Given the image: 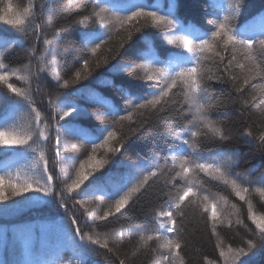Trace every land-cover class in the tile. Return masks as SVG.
Instances as JSON below:
<instances>
[{"label":"snow or ice","instance_id":"1","mask_svg":"<svg viewBox=\"0 0 264 264\" xmlns=\"http://www.w3.org/2000/svg\"><path fill=\"white\" fill-rule=\"evenodd\" d=\"M71 2L72 0H69V3ZM4 4V7H0V22L9 25L17 35L5 38L0 34V128L18 123L21 126L19 132L15 128L11 131H0V152L10 155L9 150L25 148L33 155L28 165L29 175L20 180V172L17 170V181L9 182L7 190L0 187V205H3L0 212L11 207L6 203L10 197H25L23 203L32 204L34 200L29 193L39 194L37 201L42 195L47 199L41 202L57 204L65 213L69 211L67 201L72 200L73 211L67 216V222L64 217L58 221L62 246L57 250V255L62 256L64 249H70L77 255L94 253L97 249L114 253L109 241L113 244L122 242L125 229L110 232H103L100 229L113 222L110 218L115 217L118 220L117 214L123 215V210L130 203H135L140 196L147 195L148 189L166 174L167 179L159 189L149 223L127 230L138 235V247L148 248L151 242L156 241L160 264H183L181 239L185 220L188 218L187 210L194 209L201 212L213 236L219 235L218 229L221 227L229 229L243 227L249 234L242 242V246L228 245L225 250L217 245L223 264H255L259 253L264 251V215L258 216L253 211L250 196L255 193L264 198V178L259 181L249 180L245 184L242 181L247 180V176L233 173L231 170L236 153L226 149L224 144L231 141L233 135L222 126L223 121L216 119L212 114L215 109L224 107V104L211 91L210 82L230 81L237 93H243V86L252 80L256 78L264 80V17H261L258 23L237 26L234 21L241 14L242 0H227L223 5L217 0H209V8L221 9V14L208 19L206 23L212 27L202 30L192 23L185 24L179 19L177 0H168L166 10L159 0L151 4L148 0H124L115 3H109L108 0H89V6L73 20V23L78 25L94 23L100 26L95 31H82L79 35L80 45L86 55L77 63L88 70L89 74L90 62L87 54L96 56L109 44L115 33L126 32L127 41H132L134 32L139 33L143 28L164 29L161 33L163 38L178 49L169 50L165 54L166 58H161V55L149 46L147 51L140 54L142 63L138 69L133 67L132 63L122 64L117 60L112 65V71L133 72L136 74L134 79L151 80L153 83L148 86L147 92L133 90L131 86L123 84L116 86L118 93L128 102V106L121 113L109 105V111L104 114L113 118V125L117 121L129 122L131 130L135 133L139 126L133 118L134 115L141 118L140 125H148L152 122L153 115L165 113L170 124L167 135L172 143L167 156L163 158V164H153L145 160L131 161L125 165L127 173L116 179L111 172L103 171L109 161L97 159L95 155L101 142L107 145L109 141L117 140L115 127L105 126L97 130L96 136L84 134L87 142L91 144V154L86 160L77 161L78 167L74 163L67 178L58 182L59 178L50 167L49 158L43 150L38 149L41 145L47 148L49 143H52L53 130L59 131L57 128L59 121L65 120L73 113L80 115L81 110L77 105L67 103L65 95V100L60 101L61 110L58 114L55 111L51 114L45 113L38 107L34 95L39 92V86L34 88L32 82L34 78L39 81L50 76L52 81H55L52 87L64 89L69 87V80L62 78L55 71V61L46 60L45 56L55 53L56 45L63 38V29L55 27L49 21L47 26L53 31L51 38H48V34L42 31V24L33 19L37 15L38 6L32 0H29V5L22 10L15 8L12 0H4ZM39 9L42 10L43 5H40ZM29 33L35 34L33 44L42 41L45 54L36 57V48L32 47L28 50V63L20 67H10L6 62L9 58L7 54L17 40L26 38ZM124 43L122 38L119 47L123 49ZM108 51L111 53L112 49L109 48ZM33 58L38 59L40 64L35 72L32 70ZM112 59H116L115 55ZM104 62L107 63V60ZM235 69H239L240 72L237 73ZM41 73H47V76H41ZM74 76L73 83L81 80V71H75ZM56 100H59V96ZM55 103L56 101L49 95V109H53ZM242 103L246 107L248 101L243 100ZM20 113L27 117L26 122L21 123L18 120ZM98 116L102 118L101 114ZM59 127L63 128L64 125L61 124ZM242 135L253 137L264 144V130L254 136L249 129ZM217 141L220 143L216 146H209ZM60 144L61 140L57 135L53 144L52 164L60 159ZM123 148L124 143H120L119 146L110 147L109 151L115 155ZM153 159L158 158L154 156ZM97 172L102 175L97 176ZM197 177L201 179L197 181ZM211 181L227 186L240 202L247 204V220L255 226L254 229L240 216H237L235 224L232 220L225 224L218 209L221 201L224 204L229 201L226 197L217 199L210 195L206 185ZM3 183L4 177L0 176V185ZM105 183H111V188L105 190L103 187ZM257 184L259 186L254 187ZM87 192H91L93 197L99 194L103 198L102 203L107 201L99 212H88L82 198L83 193ZM76 205L84 209L82 215L91 219V224L85 228L81 227L80 218L76 215ZM232 207L236 208L237 205L232 204ZM24 253L33 255L35 250L26 244ZM117 259L119 264H125L124 259L118 256ZM0 264L9 262L0 260ZM17 264L21 262L18 261ZM23 264H72V262L62 259L55 261L37 259L24 261ZM204 264L218 262L206 258Z\"/></svg>","mask_w":264,"mask_h":264},{"label":"trees","instance_id":"2","mask_svg":"<svg viewBox=\"0 0 264 264\" xmlns=\"http://www.w3.org/2000/svg\"><path fill=\"white\" fill-rule=\"evenodd\" d=\"M38 8L37 15L33 18L35 22L42 24V31L48 34V38L52 36V28H49L48 22L51 21L55 27L63 29V38L56 45L54 54H45L44 45L41 42L33 44L34 33L22 39L17 40L13 49L7 54L10 67H20L22 64L28 63V50L32 47L36 48L35 56L45 54L46 60L55 61V71L64 79L69 80V87L54 88L52 81L48 76L46 80L33 79V87L39 86V92L35 93L38 107L45 113L51 114L55 111L60 112V101L65 100L69 104L77 105L81 114L73 113L72 116L66 117L65 120L59 121L57 132L55 129L52 134V143L45 148L40 146L39 150H43L50 160V167L56 172L59 180L63 181L67 178L69 171L77 161L87 159L91 154V144L87 142L85 133L91 136L97 135V130L105 126H113L117 131V140L109 141L107 145L101 142L95 152L97 159H107L109 163L105 166L104 172H111L116 179H120L122 174L127 173L125 165L131 161L145 160L151 161L153 164H163V158L167 156L168 149L171 146V138L167 135L170 128L167 114L161 113L159 116L153 115L151 123L148 125H140V117L134 115L139 130L135 133L131 130V126L127 121H117L113 125V118L104 115L109 111V105H112L117 111L123 113L128 106V102L121 97L117 91V87L121 84L131 86L133 90L147 92L148 86L153 83L151 80L134 79L136 75L133 72L117 73L112 71V65L119 60L122 64L132 63L133 67L139 68L142 63L140 54L147 51L149 46L154 48L161 58H166L169 50L177 51L173 44L164 39L161 33L164 29L155 30L152 28H143L139 33L133 34V40L127 41V33H115L108 45L97 53L96 56L87 54L89 58L90 74L88 70L83 69L82 65L77 63L86 54L84 53L80 42L79 35L82 31H95L100 26L94 23L78 25L73 20L79 13H82L89 6V0H32ZM109 3L124 2V0H108ZM155 3L156 0H148ZM162 7L166 10L168 0H159ZM221 5L227 0H217ZM13 6L22 10L29 5V0H12ZM209 0H177V15L185 24L192 23L202 30L209 29L212 26L207 24L208 19L215 15L221 14V9H212L208 6ZM43 5L40 10L39 6ZM4 0H0V7H4ZM264 17V0H242V11L238 19L234 21L237 26H243L259 21ZM0 34L5 38H12L17 34L10 29L9 25L0 22ZM124 39V48L119 47L121 39ZM135 42V43H133ZM129 45H132L130 48ZM111 48V53L108 49ZM51 51V46H50ZM115 55L116 59H112ZM107 60V63L104 61ZM97 63L99 66L97 67ZM40 67L38 59L33 58L32 70L37 71ZM52 66H50L51 68ZM209 67L211 65L209 64ZM214 70V69H213ZM75 71H81L82 78L77 82L75 79ZM237 73L239 69H235ZM41 76H47V73H41ZM18 83V82H17ZM212 84L211 91L215 96L219 97L224 107L217 108L213 111V116L223 121L233 139L224 144L226 149H230L236 153L234 156L235 163L231 165L233 173H240L247 176V180H243L245 184L250 181H259L264 178V144L253 137H245L242 133L251 130L254 136L264 130V80L256 78L244 87L243 93H237L233 84L227 83ZM81 91L77 92L76 90ZM6 91V90H5ZM51 95L56 101L53 109H49L48 97ZM59 96V100L56 97ZM255 97V99H253ZM247 100V106L242 103ZM235 101V102H234ZM243 109V111L241 110ZM102 115V118L98 116ZM18 120L26 122L27 117L23 113L18 114ZM64 125L60 128L59 125ZM20 124L8 125L7 128H0V131L13 128L17 132L20 131ZM60 137V159L51 163L54 155V140L56 136ZM31 144L32 142L29 141ZM124 143V148L119 154H113L109 151L112 146H119ZM220 142L210 144L216 146ZM35 147V145H33ZM10 155H4L0 152V176L4 177V183L0 187L8 189L9 182L17 181V170L20 172L19 179L23 180L26 175L30 174L28 165L31 163L33 153L25 148L9 150ZM19 153V154H17ZM158 159H153V157ZM11 175H8V173ZM97 176L102 173L97 172ZM167 175H162L159 180L148 189L147 195L140 196L135 203H130L123 210V215L117 214L119 219L110 218L112 223L107 227L100 229L103 232L119 231L125 229V236L122 242L113 244L109 241V246L114 249V253H108L105 249H97L96 252H89L87 255L74 254L70 249H64L62 256L57 255V250L62 246L61 231L58 221L61 217L70 216L73 211L74 201L68 200L69 211L58 207L57 204H47L41 201L47 199L39 194L29 193L33 197L32 204H25V197H10L6 202L11 207L4 212H0V260H7L9 264H17L24 261H35L37 259L55 261L57 259L70 260L72 264H119L120 259L125 260V264H160L158 259L159 252L156 250L158 244L156 241L150 243L148 248H139L137 241L138 235L133 231L129 233L127 230L135 229L139 225H146L150 221V214L153 205L157 200L159 189L163 187ZM201 177H197L199 181ZM255 186H259L254 185ZM105 190L111 188V183L103 185ZM206 187L210 195L219 199L226 197L229 203L224 204L221 201L219 211L225 224L228 220H232L235 224L237 216L244 218L245 223L253 229L254 225L247 220L248 207L247 204L240 202L230 188L217 181H211ZM75 195V193H73ZM84 204L89 213L99 212L107 203H102V197L97 194L95 197L91 192L83 193ZM135 200V196L133 197ZM253 211L259 216L264 215V198L258 194L250 196ZM232 204L237 207L233 208ZM3 207V205H0ZM76 215L80 218L82 228L91 224L89 216L82 215L84 209L79 205L75 206ZM187 219L184 224V233L182 234V258L183 264H204L205 259L216 260L218 264H223V260L219 257V244L225 250L228 245L232 247L242 246V242L248 238V233L243 227H221L218 229V236H213L199 210L188 209ZM30 229V231H28ZM91 230V229H88ZM26 244L35 250V254L26 255L24 249ZM255 264H264V251H261L256 258Z\"/></svg>","mask_w":264,"mask_h":264},{"label":"rangeland","instance_id":"3","mask_svg":"<svg viewBox=\"0 0 264 264\" xmlns=\"http://www.w3.org/2000/svg\"><path fill=\"white\" fill-rule=\"evenodd\" d=\"M259 21H256V22H254V23H258ZM252 24V23H251Z\"/></svg>","mask_w":264,"mask_h":264}]
</instances>
